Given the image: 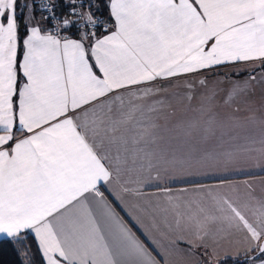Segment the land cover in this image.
<instances>
[{"label":"snow or ice","instance_id":"6c2138e0","mask_svg":"<svg viewBox=\"0 0 264 264\" xmlns=\"http://www.w3.org/2000/svg\"><path fill=\"white\" fill-rule=\"evenodd\" d=\"M240 64L246 80L213 78ZM253 83H264V0H0V242L31 233L41 264H168L183 239L172 233L191 227L204 241L227 223L245 233V264H264V193L251 185L140 202L174 162L150 147L171 99L198 101L197 118L174 128L207 138L218 108L247 102Z\"/></svg>","mask_w":264,"mask_h":264},{"label":"crops","instance_id":"0c3cea01","mask_svg":"<svg viewBox=\"0 0 264 264\" xmlns=\"http://www.w3.org/2000/svg\"><path fill=\"white\" fill-rule=\"evenodd\" d=\"M247 69L244 64L235 68L222 66L216 69L213 78L244 81L248 78ZM234 72L240 74L233 75ZM252 88L247 102L241 100L233 106H238L239 112H234L233 107L218 108L221 124L207 138L202 132L186 136L174 128L180 121L197 118L198 114L193 109L198 101L189 106L186 100L179 97L171 99V107L155 120L156 141L150 147L163 150L166 158L174 162L160 165L158 174L153 171L152 179L142 185L145 196L141 203L151 201L164 207L171 198L173 203L183 205L196 200L201 195V189L242 194L247 185H251L257 195L264 193V144L260 143L264 138V123H261L264 120V83H253ZM251 115H255L256 119H248ZM130 178L136 179L137 176L133 173ZM112 202L116 206L115 201ZM205 204L210 206L208 201ZM181 210L189 211L185 208ZM117 211H120L118 206ZM124 218L133 231L145 240L140 229L127 216ZM210 233L204 241L197 239L191 227L172 233L170 239L175 240L177 236L183 239L177 241L170 251L168 264H217L225 258V252L230 257L243 256L245 233L241 229L227 223H216L210 226ZM145 243L148 241L145 240ZM201 244L215 248L218 259L203 255Z\"/></svg>","mask_w":264,"mask_h":264},{"label":"trees","instance_id":"16d2710c","mask_svg":"<svg viewBox=\"0 0 264 264\" xmlns=\"http://www.w3.org/2000/svg\"><path fill=\"white\" fill-rule=\"evenodd\" d=\"M66 8L61 4L57 8L58 13H65ZM104 16L105 19L108 17V10L106 6L101 3L100 11L97 15ZM23 251H28L30 256L33 257L34 264H41L40 253L37 249L36 241L32 238V234L29 233V238L24 243L12 244L8 241L0 242V264H21V255ZM217 264H245L243 256L224 258L217 262Z\"/></svg>","mask_w":264,"mask_h":264},{"label":"built area","instance_id":"2783aa9c","mask_svg":"<svg viewBox=\"0 0 264 264\" xmlns=\"http://www.w3.org/2000/svg\"><path fill=\"white\" fill-rule=\"evenodd\" d=\"M99 18H100V16L99 15H97V19L99 20Z\"/></svg>","mask_w":264,"mask_h":264}]
</instances>
